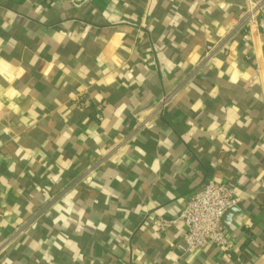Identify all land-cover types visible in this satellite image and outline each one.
<instances>
[{"label": "crops", "instance_id": "crops-1", "mask_svg": "<svg viewBox=\"0 0 264 264\" xmlns=\"http://www.w3.org/2000/svg\"><path fill=\"white\" fill-rule=\"evenodd\" d=\"M243 5L0 0V264H264V48ZM210 178L236 189L233 248L183 254Z\"/></svg>", "mask_w": 264, "mask_h": 264}, {"label": "built area", "instance_id": "built-area-1", "mask_svg": "<svg viewBox=\"0 0 264 264\" xmlns=\"http://www.w3.org/2000/svg\"><path fill=\"white\" fill-rule=\"evenodd\" d=\"M243 6V14L238 23L241 29L248 30L243 38L247 39L254 30L259 31L264 48V0H244ZM216 49H210L207 58H210ZM168 100V96L164 97L157 105L155 112H161ZM149 120L150 118L142 119L138 127L147 126ZM226 143L229 147L233 146L229 139L226 140ZM119 147L120 143L116 144L115 149ZM92 170L90 168L80 178L84 179ZM238 202L234 183L219 181L215 178L208 179L198 192L190 196L180 212L179 218L184 223L182 253L203 249L208 245L219 247L226 253L230 252L233 242L226 233L223 218L229 210L237 206ZM170 222L172 221L166 218L154 220V223L158 224L161 229H164ZM9 243L10 239L0 243V255Z\"/></svg>", "mask_w": 264, "mask_h": 264}]
</instances>
